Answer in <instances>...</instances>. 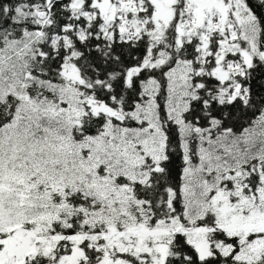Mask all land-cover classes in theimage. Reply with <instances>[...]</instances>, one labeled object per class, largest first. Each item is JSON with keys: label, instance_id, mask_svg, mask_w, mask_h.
<instances>
[{"label": "snow or ice", "instance_id": "obj_1", "mask_svg": "<svg viewBox=\"0 0 264 264\" xmlns=\"http://www.w3.org/2000/svg\"><path fill=\"white\" fill-rule=\"evenodd\" d=\"M0 264H264V0H0Z\"/></svg>", "mask_w": 264, "mask_h": 264}]
</instances>
